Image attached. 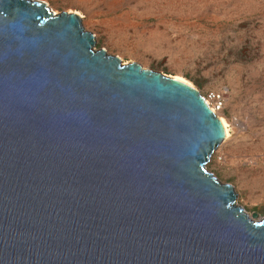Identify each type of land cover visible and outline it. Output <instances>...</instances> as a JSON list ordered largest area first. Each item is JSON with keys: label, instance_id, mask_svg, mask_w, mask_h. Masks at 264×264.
<instances>
[{"label": "water", "instance_id": "95a60500", "mask_svg": "<svg viewBox=\"0 0 264 264\" xmlns=\"http://www.w3.org/2000/svg\"><path fill=\"white\" fill-rule=\"evenodd\" d=\"M93 44L0 0V264H264V216L205 170L204 99Z\"/></svg>", "mask_w": 264, "mask_h": 264}, {"label": "rangeland", "instance_id": "374dc122", "mask_svg": "<svg viewBox=\"0 0 264 264\" xmlns=\"http://www.w3.org/2000/svg\"><path fill=\"white\" fill-rule=\"evenodd\" d=\"M74 13L121 63L220 95L222 139L205 170L228 183L246 214L264 216V0H32Z\"/></svg>", "mask_w": 264, "mask_h": 264}, {"label": "bare ground", "instance_id": "6f19581e", "mask_svg": "<svg viewBox=\"0 0 264 264\" xmlns=\"http://www.w3.org/2000/svg\"><path fill=\"white\" fill-rule=\"evenodd\" d=\"M169 77H171V76H169ZM171 78H174L176 80H180V81L186 83L187 85L192 86V85H190V83L186 82L185 80H183V79H181L179 77H171ZM204 101H205V99H204ZM205 103L208 105V101H205ZM208 106H209L210 110L213 112V114L216 116V118L219 120V122H220V124L222 126V129H223V140L226 139L228 137V131H229V128H228L226 122L224 121L223 118L218 116V114L216 113L214 108H212L210 105H208Z\"/></svg>", "mask_w": 264, "mask_h": 264}, {"label": "built area", "instance_id": "2783aa9c", "mask_svg": "<svg viewBox=\"0 0 264 264\" xmlns=\"http://www.w3.org/2000/svg\"><path fill=\"white\" fill-rule=\"evenodd\" d=\"M207 99L212 101V108L217 110L219 108V100H220V95L219 94H210L207 96Z\"/></svg>", "mask_w": 264, "mask_h": 264}]
</instances>
